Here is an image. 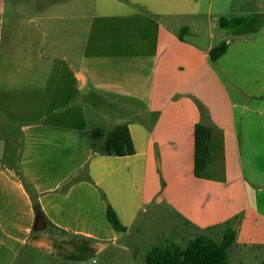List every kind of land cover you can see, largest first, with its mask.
<instances>
[{"label":"crops","instance_id":"obj_1","mask_svg":"<svg viewBox=\"0 0 264 264\" xmlns=\"http://www.w3.org/2000/svg\"><path fill=\"white\" fill-rule=\"evenodd\" d=\"M59 1L18 0V8L37 12L21 10L23 15L12 20L15 31L8 32L0 0V125L20 124L23 141L20 176L0 161V263L28 256L36 243L48 249L54 241L64 246L89 242L97 250L116 245L140 220L141 230L151 211L183 224L189 231L181 237L188 241L206 231L223 233L222 224L242 214L234 247L243 254V247H254L258 255L264 249V211L253 204L248 185H257L259 167L249 158L246 175L241 135L248 134L256 115L264 128V112L247 103L252 93L232 98L226 83L230 71L220 75L215 69L230 54L231 41L226 40L227 52L211 61L209 50L225 40L211 43L214 34L195 27L205 16L217 21L229 16L231 25L248 24L256 16L264 22V0L246 2L258 8L254 11L237 9L235 0L216 11L215 0H95L93 14L45 10L60 6ZM184 28L206 37L207 49L181 39ZM253 51L237 46L227 61L243 69L241 58ZM199 121L211 125L214 142L224 146V181L195 176ZM123 123L134 154L105 156L92 150L93 127ZM27 186L49 225L36 236L37 211ZM102 194L127 232L108 221Z\"/></svg>","mask_w":264,"mask_h":264},{"label":"rangeland","instance_id":"obj_2","mask_svg":"<svg viewBox=\"0 0 264 264\" xmlns=\"http://www.w3.org/2000/svg\"><path fill=\"white\" fill-rule=\"evenodd\" d=\"M4 1V19L6 20L4 23V31H15V23L12 22V20L23 15L21 10H24L26 14L37 12L36 8H18L16 6L18 0ZM94 1L95 0H60V6L56 4L57 7L52 6L51 8H45V10L49 9L51 15L76 13L93 14L94 8L92 4ZM224 1L226 0H215L214 11H216V9H226L228 6ZM235 1L238 5L237 9L240 8L246 11L258 10V8L252 7L253 5H248L246 3L249 0ZM252 1L256 2L257 0ZM66 2L67 5L63 6ZM70 2L72 3L70 4ZM79 2H82L83 7H79ZM226 17L230 20L229 16ZM262 21L261 17L256 16L248 24L232 22L229 29H223L217 19H214V16L211 17L210 20L205 16L204 18H200L199 22L196 23L195 29H204L209 37L214 34V38L210 39L211 43H218L221 37H223L222 39L225 41L227 39L231 41L233 46L230 54L228 57L214 64L215 69L220 75H223V71H230L231 80L226 83L230 89L232 98L244 97L247 99L248 94L252 93L255 97L251 98L247 103H249L252 108L264 112V22ZM213 24H215L214 27ZM51 25L55 26L56 24L52 23ZM242 45H249L253 47L255 51H253V54H246V56L241 58V61L245 65L243 69H238L237 67L230 66L227 58H231L233 52L236 51V47ZM85 100L90 102L87 95H84V101ZM143 106L144 104H140V107ZM95 107H97V112L102 113V110H100L102 104L100 102L95 103ZM135 108L137 109L138 105H135ZM248 111L251 110L249 109ZM22 142L20 124L12 126L6 123L0 125V161L5 163L7 167L13 168L18 176H20L18 172V163ZM241 145L243 167L246 175L251 169L249 158H252V160L255 161L254 163H257L259 167L257 185L249 184L248 186L253 204L264 211V128L261 126L260 116L256 115L252 119L248 134L243 133L241 135ZM26 189L29 191L35 207L37 205L35 204V196L31 189L29 190L27 187ZM172 221L173 220L170 221L164 214L157 215L156 212L151 211L147 215L146 221L143 222L142 225L140 224V226H142L141 230H137L139 222L141 223L140 220L134 228L120 238L116 245L107 243L104 249L97 250L95 248L97 244L91 245L89 242H85L80 246H75L74 243L64 246L62 245L63 243L54 241L52 247L48 249L46 247H37L38 243H36V247L28 256L22 255L18 260L17 257H14L15 259L11 264H146L145 256L155 244L168 242H175L182 246L187 244L188 240H184L181 236L185 233V230L187 232L189 229L184 228L183 224L175 225V222ZM44 232L48 231H34L33 236ZM67 236L68 235L64 237ZM214 237L217 241L221 242L223 233H217ZM59 238L63 240L62 237ZM45 245L47 246V243H45ZM237 249V247L233 246L229 251L230 264H261L264 259V249L257 251L259 252L258 255L255 253L256 250H254V247H243L244 254L242 250Z\"/></svg>","mask_w":264,"mask_h":264},{"label":"trees","instance_id":"obj_3","mask_svg":"<svg viewBox=\"0 0 264 264\" xmlns=\"http://www.w3.org/2000/svg\"><path fill=\"white\" fill-rule=\"evenodd\" d=\"M218 22L222 28L231 26V22L227 17L219 18ZM187 32L188 30L184 28L179 34L180 38L184 39ZM228 47L229 44L226 41L213 46L209 50L210 60L217 61L220 59L227 52ZM201 110L203 111V107H201ZM90 138L92 150L100 155L127 156L136 152L134 140L126 123L118 124L111 129L93 127L90 131ZM211 163L212 166L209 170ZM194 173L199 178L225 180L224 146L214 142L212 126L200 121L196 123L194 129ZM71 183L72 180L68 181L65 187H68ZM102 198L107 202L106 215L112 227L117 231L127 232V226L122 223L106 195L102 194ZM36 204L38 203L36 202ZM38 211L43 215L40 208ZM241 219L242 214H238L222 224L225 230L221 242L206 231L189 239L185 246L175 242L155 244L147 252L145 263L230 264L229 251L236 243L237 226L240 224ZM50 228L55 234L63 235V232L57 230L55 226L50 225ZM213 228L212 226L208 229ZM261 264H264V259Z\"/></svg>","mask_w":264,"mask_h":264},{"label":"water","instance_id":"obj_4","mask_svg":"<svg viewBox=\"0 0 264 264\" xmlns=\"http://www.w3.org/2000/svg\"><path fill=\"white\" fill-rule=\"evenodd\" d=\"M184 39L196 44L202 49H207V41L208 39L204 36H197V35H192V34H185ZM35 209L37 210V216H36V222L34 228L36 230H44L48 229L49 225L47 222L44 220V217L41 215V213L38 211L39 205L35 206Z\"/></svg>","mask_w":264,"mask_h":264}]
</instances>
